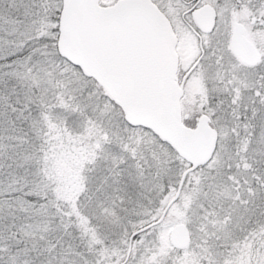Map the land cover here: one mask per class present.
I'll return each mask as SVG.
<instances>
[{
    "label": "snow or ice",
    "instance_id": "1",
    "mask_svg": "<svg viewBox=\"0 0 264 264\" xmlns=\"http://www.w3.org/2000/svg\"><path fill=\"white\" fill-rule=\"evenodd\" d=\"M0 264H264V0H0Z\"/></svg>",
    "mask_w": 264,
    "mask_h": 264
}]
</instances>
